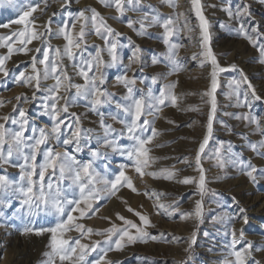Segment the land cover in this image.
I'll return each instance as SVG.
<instances>
[{"label":"snow or ice","instance_id":"1","mask_svg":"<svg viewBox=\"0 0 264 264\" xmlns=\"http://www.w3.org/2000/svg\"><path fill=\"white\" fill-rule=\"evenodd\" d=\"M54 2L60 4V13L67 17L55 29L53 21L57 12H52L46 21L40 23L37 22L39 17L34 15L37 12L47 14V0H44L43 7L40 4L30 5L19 13L17 19L0 24V27L10 30L13 25L20 26L11 30L8 35H0V48L6 49L0 55V74L5 80L10 77L7 63L14 54L35 53L30 58L31 71H19L12 77V82L31 90V95L24 93L17 96L16 100L23 104L38 105L39 118L48 119V124L41 126L36 123V117H30L29 110L20 103L13 106V114L0 115V218H6L0 220V227H7L9 219L18 220L22 225L17 229L21 236L47 235L49 250L44 253L46 259L41 264H57V258L59 264H120L109 258L110 252H122L137 243L163 240L162 233L154 234L149 231L156 227L150 216L129 206L127 211L138 218V221L116 213L121 225L112 223L104 230L86 227L80 221L96 215L102 206L101 201L115 196L120 188L126 187L133 193L153 200L157 215L178 217L180 220L193 218L197 221V226L203 223L204 196L209 191L218 195L215 190L208 188L207 170L203 166L206 148L214 132L218 77L226 72L239 73L238 79L234 78L229 82L232 89L230 98H235L237 107L251 109L254 102L261 101L264 97L258 93L243 68L236 63L220 64L212 47L211 24L204 14L205 5L201 0H190L191 9L198 20L197 43L201 49L191 59L199 60L200 67H204L206 63L211 66L210 86L202 93V98H207L205 103L209 105V111L205 133L194 154V165L189 157L177 160L188 167H194L198 178L190 175L181 177L182 170L175 166L154 169L159 157L151 153L154 148L164 146L156 142L161 133L154 126L155 121L160 118L165 107L179 108L181 100V96L175 91L178 80L161 83L167 80L168 75H178L184 69L179 57V49L184 45L174 41L178 29L173 18H164L155 13L151 10L152 6H144L142 0H101L105 8L114 9V18L124 20L126 27L137 35L147 36L148 29L152 27L162 29L160 38L166 51L160 56L154 54L151 64H166L170 72L159 77L140 78L137 73L142 72L145 67L143 50L130 37H125L127 45L121 43L122 33L109 25L107 19L95 8L77 9L73 14L71 4L79 3V0ZM165 3L173 9L177 7L174 0H165ZM260 3L264 4V0H260ZM207 7L216 8L217 5L210 4ZM220 10L233 22L231 27L221 22L220 27L228 28V31L247 41L257 52L256 63L264 67V21H256L252 3L247 2L233 8L228 0H224ZM128 12H140L141 15L135 20L126 19ZM179 15L184 16V13ZM187 25L185 18L183 27L187 28ZM188 31L195 30L188 28ZM53 35L63 39L65 43L62 48H53L49 43ZM90 35L99 38L103 46L92 45L94 51L90 52L87 43ZM189 39L193 37L190 36ZM33 41H40L42 46L29 48L28 45ZM129 46L132 52L125 65L121 51ZM65 59L71 61L72 69L83 83H73L68 66L63 63ZM112 69L117 73L114 77L116 85L124 90L120 96L105 87L106 74ZM49 80L53 83L48 84ZM137 83L145 84L147 90L137 88ZM157 84L160 86L153 91L152 85ZM3 104L0 100V107ZM81 105L98 117L97 127H84L82 115L71 111ZM188 110L199 111V108L192 107ZM236 118L254 126L252 134L258 135L260 139L255 142L248 140L247 147L257 157L264 158V117L253 115L249 111ZM167 123L175 125L176 122L167 120ZM116 124L120 127H114ZM241 139L245 137L241 135ZM58 148L63 151L57 150ZM85 151L88 153L87 160L79 158V154ZM110 154L126 159L127 163L119 164L111 172ZM210 159L215 161V167L221 172L228 168L237 169L264 193V186H261L264 167L256 166L250 159H245L234 151L231 142L226 144L220 141ZM9 167L18 169L17 175L11 176L7 171ZM129 169L134 170L140 179L148 176L154 180L194 185L200 199L195 201L193 211L182 212L179 201L162 202V197L166 195L163 192L146 189L139 193L132 177L127 174ZM231 199L236 211L226 217V235L230 240L225 247L226 255L221 264H264V256L261 260H256L254 256V253H264V248H258L251 240L245 239L243 226L250 223L249 208L241 206L235 196ZM213 220L224 221L225 217H214ZM237 223L242 226L237 228ZM261 228L264 230V223ZM73 230L79 236L66 238V234ZM93 235L103 239L82 243V239L90 240ZM196 236L197 232L194 230L187 239L185 253L191 252ZM92 253H97V257L89 260ZM0 259H3V251H0ZM180 264H187V261Z\"/></svg>","mask_w":264,"mask_h":264},{"label":"rangeland","instance_id":"2","mask_svg":"<svg viewBox=\"0 0 264 264\" xmlns=\"http://www.w3.org/2000/svg\"><path fill=\"white\" fill-rule=\"evenodd\" d=\"M35 1L36 0H31V2H35ZM186 1L187 0H174L177 7L173 9L169 7L167 3H165V0H161L160 4H163V6L166 5L168 7V9L166 10L161 8L160 6H156L154 3H151L155 13L160 14L164 18H168V17L173 18L176 24V27L178 29L177 35L174 38V41L176 43H180L184 45L182 48L179 49V57L181 59V62L184 64V69L180 71L177 76L168 75L167 80L161 82V83H167V82L176 81V80L179 81L178 86L175 90L176 93L179 96H181V100L179 101V108L168 106L163 109L164 111H168V113L165 116H163V117H166L165 126H160L161 125L159 123L160 119H156L157 122L155 121L154 126L161 133V135L157 137L156 142L157 143L159 142L160 144H163L164 146L154 148L151 154L155 157H159V159L155 163V166L157 167V169L165 168V167L172 168L173 166H175L176 169L182 170L180 172L181 177L190 175V176H194L198 178V173L194 170V167H188L187 165L183 163H179L177 158L189 157L192 164L194 165V154H195V151L198 149V144L202 140L203 135L205 133V129H206L209 105L205 103V100H207V98L206 97L202 98V93H204L210 86L211 66L206 63L204 67H200L199 60L194 61L191 59L192 57L191 53L199 54L201 49L198 43L196 42L198 35H199L198 20L194 12L192 11V9L189 11V9H187L188 7L181 8V4L186 3ZM223 2L224 0H207L205 1L206 4H204L205 5L204 14L206 15V17L209 19L210 22H213V21L217 22L216 23L217 25H211V31L213 30V27H217L218 32L220 33V34L217 33L215 38L213 37L212 39L213 50L215 49L214 52L216 51L215 53L217 54V58L221 65L236 63L240 68H243L244 71L248 74L249 78L251 79L253 85L256 86L258 93L262 97H264V67H261L256 63V60H255V57L257 56L256 50L253 49L247 43V41H245L244 39L240 37H237L234 33L228 31V28L220 27L221 22L225 23L229 27L233 25V22L229 21L226 14L220 10V6ZM228 2L233 5V8L241 4L251 2L252 12H253V15L256 21L257 22L264 21V4H261L260 0H228ZM142 3L145 6L147 5L144 2V0H142ZM210 4H216L217 7L216 8L207 7V5H210ZM17 5L18 4L16 0H11V3L9 2V0H0V7L2 8L6 7L5 9H7L8 11H13L17 16L16 17L15 14L14 16L12 15L9 16V15H6L4 12L5 15L4 14L0 15V20H1L0 24H4L6 22L9 23L11 20L18 18L19 13L21 12L20 11L21 8L15 9ZM19 6L26 9L28 6H30V2H26V1L24 3L21 2ZM180 13H184V16H180L179 15ZM126 15H127L125 17L126 19H129L130 17V19L134 18L135 20L139 18L141 13L140 12H135V13L129 12ZM5 18H9L10 20L8 21ZM185 18L188 21L187 28L183 27ZM116 20L117 22L118 21L120 22V23H117L120 26L119 25L117 26L111 25V26L115 28L118 32L122 33V36L120 37L121 43L123 42V44L127 45L128 41L125 39V37H130L131 41L135 45H139L140 48L143 50L142 56L144 59L145 67L143 68L142 72L137 73L138 77L151 78L152 76L159 77L161 74L167 75L166 73L170 72V68L166 64H157V65L151 64V57L154 54L157 56H160L166 51V46L163 44L160 38L162 34V29L160 27H152L148 29L149 34L147 36H140V35H137L136 32H134L133 30L129 28H126V29L120 28L121 25L125 24V22L124 20H121V19H116ZM19 27L20 26L14 25V27L12 26L11 30H16ZM188 28H192L195 31H193V33L192 32L189 33ZM11 30L10 29L1 30L0 35H8ZM77 31H78V26H77ZM190 36L193 37V39H189ZM96 38L97 37L94 35H90L87 37V43L89 45L88 50L90 52L94 51L91 47L92 45L103 46L102 45L103 42L99 38H97L96 40ZM49 43L52 45L53 48H56V47L62 48L64 45L59 41V39L55 35L51 36V38L49 39ZM40 44H41L40 41L39 42L33 41L32 44H30L28 47L31 49H35L37 47H41L42 45ZM5 52H6V49L0 48V55L4 54ZM131 52H132V48L130 46L125 47L121 51V55L123 57V63L125 65L126 63L128 64L129 62ZM32 54L34 53H29L28 55H24V54L22 55L21 53L20 55L18 53L14 54L11 60H9L7 63V67L9 68L11 72L10 77L5 80L2 77V74H0V95H3V97L0 98V100L4 102L3 106L0 107V115L13 114V106L16 105L17 103H20L23 107L29 110V116L30 117L35 116L36 123L41 124V126H43L45 124H48V119L47 117L43 119L39 118L38 105L23 104L22 101L18 102L16 100V97L21 96V94L27 93L28 95H31V92H30L31 90L25 87L23 88V86L19 84H14L12 82V77L17 75L19 71H24L25 69H27L29 72L31 71L30 58ZM105 59H107L106 53H105ZM63 63L68 66V73L72 77L73 83H83V81L78 76H76V74L74 73L75 71L71 67V61L65 59ZM116 74L117 73L115 69L109 70L107 72L106 74L107 82L105 84V87H107L111 92L116 93L117 96H120L123 94L124 90L121 86L116 85V82L114 79ZM181 74H182V77L180 76ZM129 75H131V73H129ZM234 78L236 79L239 78L238 72L221 73L218 77V88L216 91L217 112H216L215 120H214V132H213L212 139L210 140L209 145L206 148V152L203 158V163L206 165L204 166H205V169L207 170L206 176L208 177V180H209L208 188L215 190V192L218 193V195H213L212 192L209 191L203 198V210L208 218L211 217L212 215L211 213L213 209L211 208V206H213V208L214 207L218 208V212L212 215L213 218L216 217L217 215L220 217L221 215L220 212L222 211L225 205L228 206L230 211L235 212L236 209L234 205L232 204V199H231V197L233 196H235L237 200L241 201L240 203L243 204L245 202L246 206H249L251 203V202L247 203V201L253 199L256 195H260L261 197L264 198V193H262L255 186H253L245 176L239 173L237 169L228 168L225 172H221L217 167H215V161L210 159V157H212L213 155L214 149L218 146L220 141H224L226 144L227 142H231L232 145L234 146V151L239 152L241 155H243L245 159H250L251 162L255 164L256 166L264 167V158L257 157L247 147L248 140H252L253 142H255L260 139L258 135L252 134L254 130V126L247 125L245 121L236 118L238 115L243 114L245 112H249V111L253 115L264 117V99H262L261 101L254 102L252 104L251 109L237 107L235 98L234 97L230 98V93L232 89L230 88L229 82L233 80ZM148 82L150 83V79ZM47 83L51 84L53 83V81L49 80ZM159 86H160L159 84L152 85L153 91H156ZM136 87L139 89H145V91L147 90L145 84L137 83ZM20 88L22 89L20 90ZM192 107L199 108V111L188 110ZM71 111H75L82 115V122H83L84 127L86 128L97 127L98 117L92 112L88 111L84 106L81 105L79 107L72 108ZM105 111H108V109H105ZM163 117L161 116V118ZM149 119H151V117H149ZM167 120H174L176 123L175 125H172V124L167 123ZM188 125H191V127H189ZM114 127L119 128L120 125L116 124L114 125ZM241 135H243L245 139H241ZM214 136H216L215 137L216 139H214ZM125 143H127V141H125ZM57 150L63 151L62 148H58ZM173 155H177V157H175L176 159L174 158L171 163L166 162V160L170 159ZM79 158L87 160L88 153L85 151L84 153L79 154ZM109 162L111 165L110 167L111 172H114L119 164L127 163L126 159H122L119 156H112L111 154L109 156ZM7 171L11 176H15L18 173V169L11 168V167L7 168ZM217 177H219L217 181L218 183H221V186H222L221 188L215 187L214 184L212 183L213 182L212 180H214L215 178L217 179ZM236 180H240L242 183H244V187L242 188L239 186L240 181L235 182L233 184V182ZM161 181L162 182L164 181L163 183L164 184L166 183L165 185L168 184V187L170 186L171 188L176 187V186L180 187L183 185L180 183H176L175 181H165V180H161ZM226 181L230 183L228 184V186H225ZM188 186H189L188 192L176 193L177 194L176 197L170 196L173 193L172 190H170V194L165 195V197L169 199V201H167L168 203H171L173 201H179L180 210L182 212H189L188 207H189V203L191 199L190 197L192 196V194H194V191L195 192L197 191L194 185H188ZM261 186H264V181H261ZM246 187L251 188L250 193L245 194V197L247 200L242 201L240 196L244 195L245 193L244 190H246ZM124 188L126 187L120 188L115 196H112L110 198H107L106 200L101 201L102 206L104 205L105 201H106V204H108L112 200L118 202L119 204L121 203V205H126V209L127 207L131 206L122 197V190H124ZM235 188L237 189V191L235 190ZM238 195L240 196L238 197ZM132 208L135 209V207H132ZM260 210H261L260 212L263 214L262 216H264V206H262ZM109 214H111L109 216L110 219L116 218V215L114 214V212L111 211ZM120 214L125 217L128 216L123 213H120ZM95 217H97L98 219H102V215L100 214L98 216L97 215L91 216L90 220L95 219ZM159 217L162 218L160 221L163 224H167L169 227L176 226V221L178 222L180 220L178 217L168 218L164 215H160ZM3 219H6V218H0V220H3ZM110 219H108L109 224L104 227L100 225H95L94 223L89 222L90 220L87 217H85L80 222L83 223L86 227H91L96 230H104L110 227L112 223H114ZM129 219L136 220L131 217ZM7 223H8L7 227H0V249H1L0 251H3L4 253L11 255L12 264H41V262L46 259L44 257V253L49 250L47 247L48 236L46 237V241L42 247L38 248L36 246H33L29 248L28 246L24 244L25 237L21 236L19 234V231L17 230L18 228L22 226L20 222L18 220L13 221L9 219ZM40 223H45V222H40ZM121 223H122L121 221H119V223L115 222V224L118 226L121 225ZM208 223L211 225L217 226L218 221L213 222L209 218ZM186 224H187V220L185 219L183 220L182 226L184 227L186 226ZM249 224L250 225L246 226L247 232L252 227H258V229H260L261 232L262 231L264 232L261 226L256 224L255 222L249 223ZM220 225L221 223L218 224V226ZM202 228H205L204 220H203V223H200L198 226L196 223L195 231L197 232V235H199V237H202V234H201ZM74 232L75 231L73 230L67 233L66 238L67 237L77 238L79 234L77 232L75 233ZM92 237L93 238L91 241L103 239V237L97 236V235H93ZM165 239L166 237L163 235V240H161V242H164ZM184 239L186 240V238H183L175 242L176 243V244L174 243L175 246H179L180 244H182V242L185 241ZM83 240L84 239H82V242ZM260 242H263V240H261ZM198 252H199V248L197 247V245H193L191 252H190L191 256L189 257V259L186 260L187 264H190L191 261L195 257H197ZM263 255L264 253L260 255V260ZM96 257H97V253H92L91 256L88 257V259L92 260ZM182 261L183 259L181 260V262ZM57 264H59L58 258H57ZM165 264H171V262L167 261Z\"/></svg>","mask_w":264,"mask_h":264},{"label":"bare ground","instance_id":"3","mask_svg":"<svg viewBox=\"0 0 264 264\" xmlns=\"http://www.w3.org/2000/svg\"><path fill=\"white\" fill-rule=\"evenodd\" d=\"M25 1L30 2V5L37 3V4H40L41 7L44 6V0H36L35 2H31V0H16L18 5L15 9L21 8L20 11L24 10L23 7H20L21 5L19 6V4L21 2L24 3ZM160 1L161 0H144V2L147 4L146 6L151 5V3H154L156 6H160L161 8H163L165 10L168 9V7L166 5L163 6V4H160ZM205 1H207V0H201V3L206 4ZM47 2L49 4V7L47 9V14L41 15L39 12H37L34 15L39 17L37 22L40 23L41 21H46L52 12H54V11L57 12L58 15L54 18V21H53V29H55L56 26L59 25L67 17L65 14L60 13V4L59 3L54 2V0H47ZM186 7H188L187 9H189V11L191 10L190 0H187L186 3L181 4V8H186ZM5 8L0 7V15L4 14V12H5L6 15L14 16L15 13L13 11H8ZM84 8H95L98 12L101 13L102 16H104L107 19V22L110 25H116L117 26V25H119L117 23H120L119 21L117 22L116 18H114L115 17L114 9L105 8L104 5L101 3V0H79V3H72L71 4V10H72L73 14H75L77 9H84ZM151 10L154 11L153 6H152ZM183 12H184V10H183ZM130 14H132V13H130ZM15 16H16V14H15ZM5 19L8 21L10 20L9 18H5ZM132 19L134 20V18H132ZM216 23H217L216 21L210 22L211 25H217ZM13 27H14V25H13ZM120 28L126 29L127 28L126 24L121 25ZM14 29H16V28H14ZM1 30H8V29H4V28L0 27V31ZM217 33H219L217 27H213V30L211 31L212 39H213V37L215 38ZM91 37H93V36H91ZM57 38L59 39V41L62 44L65 43L62 38H60V37H57ZM96 40H97V38H96ZM37 42H39V41H37ZM2 52H4V51H2ZM18 54L20 55V53H18ZM193 54L194 53H191V55H193ZM166 74L168 75V73H166ZM180 76L182 77V74ZM180 76H178V77H180ZM21 89L22 88H20V90ZM2 97H3V95H0V98H2ZM167 113H168V111L163 110L162 113L160 114V118H159L160 119L159 123L161 124L160 126H165L166 117H163V116H165ZM161 116L163 118H161ZM215 137L216 136H214V139H216ZM175 157H177V155H173L170 159H167L166 162L171 163ZM204 165L205 164L203 163V166ZM205 166H204V168H205ZM153 167H154V169H157V167L155 165ZM206 168H208V167H206ZM127 174L132 177L134 185L137 187L139 193H143L147 189V190H155L157 192H163L166 195H168V194H170V190H172L173 193L170 196L176 197L177 196L176 193L189 191L188 185H182L180 187L176 186V187L171 188L170 186L168 187V184L165 185L166 183L164 184L163 183L164 181L162 182L161 180H154L148 176H145V177H143V179H140L139 175L136 174L134 172V170H132V169H129ZM212 181L211 182L214 184L215 187H219V188L222 187L221 183H218L216 178ZM238 181H240V180L234 181L233 184L235 182H238ZM228 184H230V183L228 181H226L225 186H228ZM239 186L243 188L244 183H242L240 181ZM250 189H251L250 187H246V190L243 189L245 191L244 195H241V196L238 195V197L240 196L242 201L247 200L245 197V194H249ZM235 190L237 191L236 188H235ZM122 197L129 205H131L132 207H135V209H137L138 211H143L144 213H146L147 215L150 216L152 223L155 224V226H156L155 228H150L149 229L150 232H152L154 234H161L162 233L166 237V239L164 242H161V241L160 242H149L147 244L137 243L135 245L127 247L122 252H117V251L110 252L109 258L114 262H120V264H165L167 261H170L171 264H180L181 260L183 259V256L186 254L184 249L187 247V239L190 238L191 233L196 229L197 221L193 218H188V219H186L187 224L184 227L182 226L183 220H179L178 222L176 221V226H174V227L170 226L169 227L167 224H163L160 221L162 219L161 217H159L160 215H157L155 213L154 208H153V204H154L153 200L148 199L147 197H145L142 194L133 193L128 188H124V190H122ZM171 197H169V198H171ZM190 198L191 199H190V203H189V207H188L189 212L194 210L195 201L200 199V196L197 194V191L196 192L194 191V194H192V196ZM167 201H169V199L167 197H165V196L162 197V202L168 203ZM249 202H251V203L247 207L249 208L248 215L250 217V223L255 222L256 224L261 226L262 223L264 222V216H262L263 214L260 212L261 211L260 208L262 206H264V198L261 197L260 195H256L253 199L247 201V203H249ZM141 205L143 206L142 208L140 207ZM241 206H246L245 202L243 204L241 203ZM211 208L213 209V211L211 213L212 215L218 212L217 207L213 208V206H211ZM111 211L114 212L115 215H116V213L126 214V215H128L127 216L128 218L131 217V218H134L138 221V218H136L132 213L127 212L126 205H121V203L119 204L118 202L112 200L108 204H106V201H105L104 205L101 207L99 212L96 214L97 216L101 214L102 219H98L97 217H95V219H91V220L89 219L90 220L89 222H92L95 225H100L102 227L107 226L109 224V220L105 219V218H109V216L111 215L109 213ZM220 213H221L220 217H225V220L224 221L216 220V221H218V224L221 223L222 226L221 225L218 226V224H217V226H214V225H211L208 223L209 218H210V220L215 222L213 220V216L211 215V217L208 218L206 216L204 210H203V220L205 223V228H202V232H201L202 237H199V235L196 236V243L194 245H197V247L199 248V252L197 254V257H195L191 261L190 264H221V261L223 260V258L226 255L225 247L230 240V237L228 235H226V232L228 230L226 227V217L229 214L234 213V211H230L228 206L225 205ZM258 213H260V214H258ZM216 217L219 218L218 215ZM110 220L113 221L114 223L115 222L119 223V220L117 218H113ZM173 223H175V222H173ZM209 226H211V227H209ZM241 226L242 225L240 223L236 224L237 228H240ZM243 227L245 230V239L251 240L254 243V245L258 248H264V232L263 231L261 232L260 229H258V227H252L247 232L246 226H243ZM2 229H1V231H2ZM46 237H47V235H45L43 237H35V236L25 237L24 244L26 246H28L29 248L33 247V246H36L39 248V247H42L43 244L45 243ZM174 237L178 238V239L174 240L173 239ZM92 238L93 237H91L90 240L85 238L82 243H90ZM183 238H186V240L184 239L185 241L182 242V244H180L179 246H175V244H176L175 242H177L179 239H183ZM261 240H263V242H260ZM238 247H239V245H238ZM262 254L263 253H254L255 259L260 260V255H262ZM11 262H12L11 255H8V254L3 252V259H0V264H12Z\"/></svg>","mask_w":264,"mask_h":264},{"label":"trees","instance_id":"4","mask_svg":"<svg viewBox=\"0 0 264 264\" xmlns=\"http://www.w3.org/2000/svg\"><path fill=\"white\" fill-rule=\"evenodd\" d=\"M190 256H191L190 253H187V254L183 257V261H186L187 259H189Z\"/></svg>","mask_w":264,"mask_h":264}]
</instances>
